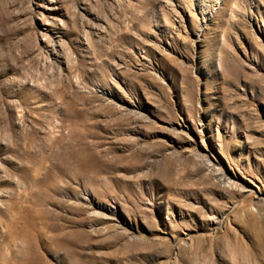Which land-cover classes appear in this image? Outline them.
I'll return each mask as SVG.
<instances>
[{
    "label": "rangeland",
    "instance_id": "374dc122",
    "mask_svg": "<svg viewBox=\"0 0 264 264\" xmlns=\"http://www.w3.org/2000/svg\"><path fill=\"white\" fill-rule=\"evenodd\" d=\"M20 225L30 264H264V0H0V264Z\"/></svg>",
    "mask_w": 264,
    "mask_h": 264
},
{
    "label": "bare ground",
    "instance_id": "6f19581e",
    "mask_svg": "<svg viewBox=\"0 0 264 264\" xmlns=\"http://www.w3.org/2000/svg\"><path fill=\"white\" fill-rule=\"evenodd\" d=\"M91 159H92V156L88 157V160H91ZM88 160H83V159L79 160L80 168H81V170H83V175H87V176L92 175L93 168H94V165L89 166L88 164H86L87 162H89ZM20 227H22V226L20 225ZM27 232H28L27 229L25 227H22L21 236H22V240L24 241V244H26V245H21V244H20L21 246L20 245L19 246L14 245V247H15V250H14L15 263L14 264H30L31 263V260H30L31 254L29 252V248H30L31 244H30L29 235ZM16 239L17 238H14V241ZM18 242L16 244H18Z\"/></svg>",
    "mask_w": 264,
    "mask_h": 264
}]
</instances>
